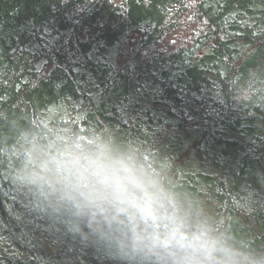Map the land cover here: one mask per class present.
<instances>
[{"label": "trees", "instance_id": "16d2710c", "mask_svg": "<svg viewBox=\"0 0 264 264\" xmlns=\"http://www.w3.org/2000/svg\"><path fill=\"white\" fill-rule=\"evenodd\" d=\"M0 264H264V0H0Z\"/></svg>", "mask_w": 264, "mask_h": 264}]
</instances>
